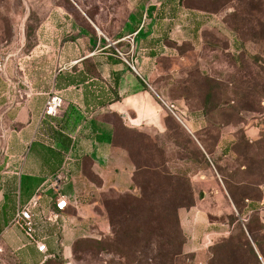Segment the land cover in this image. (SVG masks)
<instances>
[{"label":"rangeland","instance_id":"1","mask_svg":"<svg viewBox=\"0 0 264 264\" xmlns=\"http://www.w3.org/2000/svg\"><path fill=\"white\" fill-rule=\"evenodd\" d=\"M87 1L123 22L156 12L146 0ZM65 3L0 0V62L8 58L7 67L17 71L25 18ZM187 7L210 19L158 61L153 84L183 123L171 116L168 133H120L118 143L135 164L131 190H96L93 207L77 196L82 216L64 229L66 258L45 264H264L246 246H255V238L264 255V0H189ZM196 144L216 168L205 169L201 154H193ZM258 203L259 212L251 213L249 205ZM190 204L197 208L182 214L185 233L177 215Z\"/></svg>","mask_w":264,"mask_h":264},{"label":"crops","instance_id":"2","mask_svg":"<svg viewBox=\"0 0 264 264\" xmlns=\"http://www.w3.org/2000/svg\"><path fill=\"white\" fill-rule=\"evenodd\" d=\"M65 1L60 11L25 18L18 32L17 71L9 65L3 77L0 264L66 258L61 228L47 221L59 195L70 199L65 215L75 223L82 204L71 198L79 196L93 207L96 190H131L135 165L115 143L116 132L122 126L167 131V102L153 85L158 61L192 41L210 19L205 10L189 9L187 0H146L156 12L142 11L138 20L127 22L96 3ZM131 47L135 70L118 54L130 53ZM17 89L27 97L20 98ZM53 94L64 102L57 115L48 116L45 106ZM34 204L47 216L37 223V237L45 238L48 255L13 224L18 210Z\"/></svg>","mask_w":264,"mask_h":264},{"label":"built area","instance_id":"3","mask_svg":"<svg viewBox=\"0 0 264 264\" xmlns=\"http://www.w3.org/2000/svg\"><path fill=\"white\" fill-rule=\"evenodd\" d=\"M134 48L131 47L130 55L133 54ZM118 54L120 57L124 59L126 64H128L130 67L135 70V67L133 66V61L128 60L126 58V55L122 54L118 51ZM7 60L0 62V71L5 72L7 68ZM17 94L20 95V98L24 99L27 97V94L23 91L17 89ZM63 98L59 94H53L48 99L46 106H45V114L48 116H55L60 111V109L63 106ZM174 107L172 106L170 108L173 115L182 122V120L177 116V114L174 111ZM183 123V122H182ZM186 128H188L185 125ZM189 129V128H188ZM74 204L77 203V201H73ZM70 205V199L65 195H59L56 203V209L57 211L51 210L49 211V216H46L45 211H36V205H26L20 210H18L15 214V217L13 219V224L19 226L21 229H23L26 236L37 246L38 252L48 255L49 248L47 243L45 242V238H39L37 237V223L38 221L42 220L43 218L47 217V221L51 222L53 224L58 225L62 231L67 227L69 220L65 216V211L68 209Z\"/></svg>","mask_w":264,"mask_h":264},{"label":"trees","instance_id":"4","mask_svg":"<svg viewBox=\"0 0 264 264\" xmlns=\"http://www.w3.org/2000/svg\"><path fill=\"white\" fill-rule=\"evenodd\" d=\"M188 1H189V0H187V2H188ZM182 46H183V45H182ZM180 47H181V46H180ZM179 49H180V48H179ZM130 51H131V48H130ZM134 54H135V52H134V50H133V56H134ZM129 55H130V54L127 53V54H126V58H127L129 61L132 60V61L134 62L135 59H133L132 57L130 58ZM128 56H129V57H128ZM167 113H168V118H167V127H168V129H167L166 132L168 133V132H170L171 129H172L171 124H170L171 116H172L176 121H177V119H176V117H175L173 114L170 115V113H169L168 110H167ZM178 122H179V121H178ZM180 124H181V123H180ZM139 132H146V131L131 130V129L125 127V126H122V127H120V130L116 132L115 143H116L118 146L123 147L125 150H127V151L129 152V149H128V148H126L125 146H123V145H121V144L118 143V139L120 138V133H139ZM194 148H195V149H193V150H194V153H193V154H194V155H200V154H201V157H199V158H200V160L202 161V163L205 164V169H206V170H209V169H211L212 167L216 168V164L214 163L213 159H211L210 156L207 158V156H206L205 154H203V152L201 151V149H199V147H197V144L195 145ZM129 154H130V152H129ZM132 161H133V160H132ZM133 163H134V162H133ZM134 165H135V164H134ZM111 191H113V190H111ZM127 192H129V191H127ZM262 192H263L262 200H264V187H263V189H262ZM125 193H126V192H125ZM231 197H232L234 203L237 205V198H235L234 195H231ZM71 201H72V202H73V201H77V203H79L78 197L71 198ZM196 208H197V206H196L195 204H190L189 206H184V207H182V208L179 209V213H178V215H177V219H178V222H179V226L181 227V229H183L182 231H184L185 233H186V231L184 230V227H183L182 214L184 213V214H186V215H188V214L190 215L191 212H192V214H193V213L195 212V209H196ZM52 210L57 211L56 207H54V209H52ZM259 210H260L259 203H258V205H257V204H250V205H249V211H250L251 213H258ZM183 211H185V212H183ZM256 222L259 224V219H258V218H256ZM63 232H64V231H62L61 229H60V231H58V235L60 236V238H62V233H63ZM241 232L246 236V231H245L244 229L241 228ZM253 232H254V227H253L252 225H250V226L248 227V233L251 235ZM248 233H247V235H249ZM187 241H188V240H187ZM187 243H188V242H187ZM187 243H186V244H187ZM254 245H255V246H253L252 243H250V241H248V242L246 243V246L248 247L249 253H250V254L252 255V257L258 262L261 256H262V258L264 257V255H263V251H262V245H261V243H260L258 240H255V238H254ZM185 247H186V245H185ZM257 249L259 250V253H260V254L257 252ZM260 255H261V256H260ZM53 259H55V258H53Z\"/></svg>","mask_w":264,"mask_h":264},{"label":"water","instance_id":"5","mask_svg":"<svg viewBox=\"0 0 264 264\" xmlns=\"http://www.w3.org/2000/svg\"><path fill=\"white\" fill-rule=\"evenodd\" d=\"M203 197H204V195H203Z\"/></svg>","mask_w":264,"mask_h":264}]
</instances>
